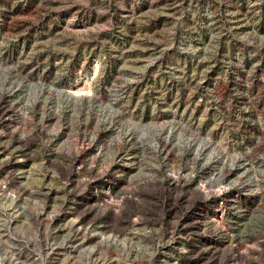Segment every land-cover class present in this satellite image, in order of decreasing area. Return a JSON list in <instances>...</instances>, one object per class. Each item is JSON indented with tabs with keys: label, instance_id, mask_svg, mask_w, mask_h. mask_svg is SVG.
<instances>
[{
	"label": "rangeland",
	"instance_id": "rangeland-1",
	"mask_svg": "<svg viewBox=\"0 0 264 264\" xmlns=\"http://www.w3.org/2000/svg\"><path fill=\"white\" fill-rule=\"evenodd\" d=\"M0 264H264V0H0Z\"/></svg>",
	"mask_w": 264,
	"mask_h": 264
}]
</instances>
